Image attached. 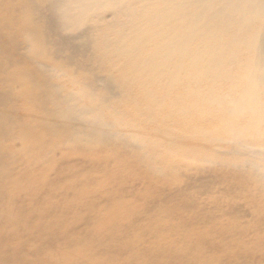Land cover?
<instances>
[{
  "label": "bare ground",
  "instance_id": "bare-ground-1",
  "mask_svg": "<svg viewBox=\"0 0 264 264\" xmlns=\"http://www.w3.org/2000/svg\"><path fill=\"white\" fill-rule=\"evenodd\" d=\"M0 264H264V0H0Z\"/></svg>",
  "mask_w": 264,
  "mask_h": 264
},
{
  "label": "rangeland",
  "instance_id": "rangeland-1",
  "mask_svg": "<svg viewBox=\"0 0 264 264\" xmlns=\"http://www.w3.org/2000/svg\"><path fill=\"white\" fill-rule=\"evenodd\" d=\"M121 109L122 110H124L125 112H127L128 114H129V116L130 117H132L134 114H133V110L130 108V107H128V106H126V107H124L123 105H121ZM140 124H141V126H140V128H145V129H147V130H150L152 127L151 126H148V125H144V124H142V122L141 121H138ZM136 126L137 127H139V125H137L136 124ZM172 128H175V129H177V128H180V127H174V126H172ZM155 157V156H154ZM156 159H157V162H159V160L162 158V156H156L155 157ZM120 167L121 169H124L126 172H130V168H131V166H125V167H122L121 166V164H113V167L116 169L117 167ZM161 169L162 170H167L166 168H165V166H162L161 165ZM138 170V169H137ZM144 170H138L137 171V173L139 174V175H141L142 174V172H143ZM136 173V174H137ZM141 173V174H140ZM135 174V175H136ZM174 178V176H172L171 177V179H173ZM97 183L98 182H100V180L98 179L97 181H96ZM69 183H72V182H69ZM68 183V184H69ZM138 183H135L134 185L136 186ZM67 184H66V182H62L61 183V185H60V187L62 188V187H65ZM141 185H144L142 182H140L139 183V189L138 190H140L141 189ZM147 186V185H146ZM143 189H145V186H142V189H141V191L143 190ZM228 199H226V200H224V201H227ZM101 212H103V213H105L106 212V209L105 208H102V210H101ZM146 222H139V225H143V224H145Z\"/></svg>",
  "mask_w": 264,
  "mask_h": 264
}]
</instances>
